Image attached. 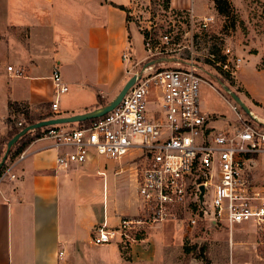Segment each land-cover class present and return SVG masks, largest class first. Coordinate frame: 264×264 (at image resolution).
Segmentation results:
<instances>
[{"label": "crops", "instance_id": "1", "mask_svg": "<svg viewBox=\"0 0 264 264\" xmlns=\"http://www.w3.org/2000/svg\"><path fill=\"white\" fill-rule=\"evenodd\" d=\"M139 2L0 0V148L13 126L22 122L12 120L18 112L10 102L32 110L49 105L50 114L68 116L103 106L98 95L106 104L117 96L129 78L124 54L132 48L138 56L134 44L145 41L130 20ZM211 3L171 0L172 8L193 9L198 16L209 14L206 7ZM56 64L69 85L60 97L59 112L51 108L56 98L52 79ZM244 79L251 100L259 103L253 104L260 110L256 113L264 119V99ZM207 85L221 96L217 87ZM207 95L200 89L203 111L218 116L214 127L227 129L232 122ZM22 152L25 156L15 166L17 178L0 188V264H187L183 256L186 233L177 222L181 233L177 243L173 240L167 248L160 240L162 249L151 232L162 223L152 226L132 248L94 244L95 228L104 222L117 226L122 216L140 212L130 157L116 161L92 156L82 165L60 166L54 140L43 137L34 138ZM14 158L9 156L6 162ZM238 230L231 233L227 264H260L255 235L246 237Z\"/></svg>", "mask_w": 264, "mask_h": 264}, {"label": "built area", "instance_id": "2", "mask_svg": "<svg viewBox=\"0 0 264 264\" xmlns=\"http://www.w3.org/2000/svg\"><path fill=\"white\" fill-rule=\"evenodd\" d=\"M185 18L191 28L198 26L206 32L215 23V14L198 16L193 9ZM163 38L164 43L172 39L169 34ZM191 43L195 45L193 36ZM146 47L152 56L168 51L166 46L154 48L151 39ZM194 53L192 61L161 57L141 69H130L129 78L136 75L135 83L102 117L80 122L78 127L59 124L43 128L42 137L54 140L58 148L60 166L82 165L92 156L116 161L130 157L140 212L122 216L117 226L104 222L95 228V245L118 243L132 248L152 226L167 221L181 225L193 251L198 252L202 250L199 238L216 230L232 233L245 225L264 236V119L235 101L231 106L236 120L227 129L214 127L218 116L203 111L200 89L204 82L214 85L215 75L208 63L195 61ZM222 53V60L208 54L209 64L235 75L242 58L228 46ZM168 60L177 66L157 67ZM7 69L12 71L13 66ZM52 79L56 98L51 108L59 112L60 97L69 91V85L58 64ZM24 156L21 152L6 162L0 170V188L17 178L15 166ZM63 255L61 251L59 257Z\"/></svg>", "mask_w": 264, "mask_h": 264}, {"label": "rangeland", "instance_id": "3", "mask_svg": "<svg viewBox=\"0 0 264 264\" xmlns=\"http://www.w3.org/2000/svg\"><path fill=\"white\" fill-rule=\"evenodd\" d=\"M210 1L213 3L207 4L206 10L209 14H215V23L209 32H206L201 31L198 26L191 28L187 24L185 16L190 9L172 8L171 0H140L136 14L130 16V20L135 22L137 29L144 35L145 41L143 45L140 40H136L134 46L138 48L139 57L134 54L132 48H129L125 53L127 55L126 60L131 70H137L149 62L161 59V57L192 61V54L195 52V61L202 65L208 63L207 67L214 72V86L217 87L221 96L217 95L206 82L201 85V94L202 90L203 92L205 90L207 94L209 92L208 101L219 105L224 112V118H227L229 122H234L236 114L229 101L235 102V100L230 92L224 88L225 85L229 86L257 113L260 110L253 104L259 105V103L251 100L244 78L254 85V89L264 99V0H229L232 8L228 16L219 14L215 1ZM164 34L170 35L172 38L170 43H164ZM192 36L195 42L194 46L191 43ZM148 39H151L154 48L161 49L166 46L168 51L164 50L162 54L152 56L146 47ZM226 46L231 47L232 51L242 58L240 68L233 76L220 68L211 66L208 58H206L208 54L213 53L216 59L222 60L224 58L222 50ZM197 54L201 57H197ZM176 66L171 60L165 64L157 63V67L173 68ZM14 107L19 110L18 114L12 118L17 124L21 120L23 124L28 125L30 121L37 122L39 117L51 113L49 105H40L38 110H32L26 104H15ZM50 117H56V115L53 114L47 118ZM71 125L78 127L79 123H72ZM17 126L20 127V125ZM239 228L240 230H238ZM237 230L238 234H243L246 237L255 235V251L261 258V261L258 259L260 264H264V236L257 234L253 226L239 225ZM151 232L157 238L156 241H159L162 249L161 242L167 248L166 246L173 240L177 243V236L181 233L178 224L172 221L162 223L161 226L156 227ZM183 238L185 241V255L183 256L187 264H202V261L227 264L231 259L232 236L228 230H216L199 238L202 242L200 252L193 251L188 237L183 236ZM243 239L240 238V240ZM153 241L150 240L152 243Z\"/></svg>", "mask_w": 264, "mask_h": 264}, {"label": "water", "instance_id": "4", "mask_svg": "<svg viewBox=\"0 0 264 264\" xmlns=\"http://www.w3.org/2000/svg\"><path fill=\"white\" fill-rule=\"evenodd\" d=\"M165 59V58H163ZM154 61L149 62V64H153ZM136 75H133L131 78L127 80V82L124 84L123 88L120 90V92L117 94V96L108 102L107 104L97 107L93 110H89L83 113L79 114H72L68 116H56V117H50L46 119L39 120L37 122H34L32 124L26 125L24 128H22L16 135H14L7 143L6 151L3 154L1 160H0V169L4 166L6 161L9 158V153L11 151V148L18 142L19 139H21L23 136H25L28 132L34 131L38 128H44L51 125H59V124H72V123H80L84 122L86 120H92L95 118H99L104 116L109 111L113 110L123 99L125 94L128 92L130 87L135 83ZM224 88L230 92L233 99L247 112L249 111V108L247 104L244 102V100L235 92H233L229 86L225 85Z\"/></svg>", "mask_w": 264, "mask_h": 264}, {"label": "trees", "instance_id": "5", "mask_svg": "<svg viewBox=\"0 0 264 264\" xmlns=\"http://www.w3.org/2000/svg\"><path fill=\"white\" fill-rule=\"evenodd\" d=\"M215 4H216V8L218 10V13L224 16H228L230 14L231 11V3L229 0H214ZM120 8L124 9V6L120 5ZM98 99L101 105H105L106 101L102 99V97L100 95H98ZM15 104H12L10 102V107H12L15 111H19L16 110L14 107ZM53 114H48V115H43L41 117L38 118V120H42V119H46L48 116H52ZM90 120H86V122H88ZM34 123V121H30L29 124ZM26 125L23 124L22 126L18 127V126H13V128L9 131L8 136H6L3 139V146L0 148V160L3 156V154L6 151V147H7V143L8 141L14 136L16 135L22 128H24ZM33 131L28 132L25 136H23L21 139L18 140V142L11 148V151L9 153L10 158H14L16 156H18L24 149L25 147L34 139V138H39L42 137V132H43V128H38L36 130H34V133L32 134ZM6 163L4 164V166L1 168L3 169L5 167ZM0 169V170H1Z\"/></svg>", "mask_w": 264, "mask_h": 264}]
</instances>
